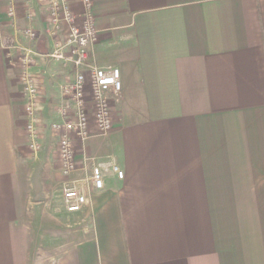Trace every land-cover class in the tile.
Masks as SVG:
<instances>
[{"label":"crops","instance_id":"crops-1","mask_svg":"<svg viewBox=\"0 0 264 264\" xmlns=\"http://www.w3.org/2000/svg\"><path fill=\"white\" fill-rule=\"evenodd\" d=\"M90 1V62L119 68L123 91L109 95L110 131L91 120L86 141L73 135L66 176L51 126L74 71L43 57L54 39L42 0H0V264H264V0ZM69 2L81 20L84 0ZM27 46L40 55L38 154L19 79ZM113 163L124 178L106 171L95 189L92 166ZM67 184L86 198L79 211Z\"/></svg>","mask_w":264,"mask_h":264},{"label":"built area","instance_id":"built-area-1","mask_svg":"<svg viewBox=\"0 0 264 264\" xmlns=\"http://www.w3.org/2000/svg\"><path fill=\"white\" fill-rule=\"evenodd\" d=\"M48 12L45 33L54 39L53 49L43 57L49 61H57L70 65L74 71V79L62 87L64 103L59 107L60 122L52 124L51 128L59 135V161L64 175L69 176L77 170V155L73 143V135L81 141L90 137L91 120L97 129L108 132L113 128V112L109 95L118 97L123 91L122 73L119 68H100L90 62V50L98 41L93 16L92 3L84 0L85 15L79 20L73 13L69 0H42ZM8 15L16 17V7L12 3ZM33 18L29 14L28 19ZM67 28L66 37L59 39V32ZM25 38L35 42L39 33L32 28L24 30ZM20 83L24 94L26 129L30 138V148L34 154L41 151V93L38 80L32 72L35 57L40 56L30 47H20ZM89 101L91 105L89 106ZM111 171L119 179L125 173L116 164H110L105 169L94 164L90 180L95 189L104 187V172ZM65 200L68 210L79 211L86 198L78 187L65 189Z\"/></svg>","mask_w":264,"mask_h":264},{"label":"rangeland","instance_id":"rangeland-1","mask_svg":"<svg viewBox=\"0 0 264 264\" xmlns=\"http://www.w3.org/2000/svg\"><path fill=\"white\" fill-rule=\"evenodd\" d=\"M67 187H69V185H68V184L66 185L65 189H66ZM63 189H64V187H63Z\"/></svg>","mask_w":264,"mask_h":264}]
</instances>
